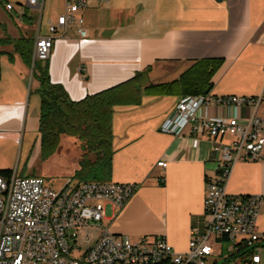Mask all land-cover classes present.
I'll return each mask as SVG.
<instances>
[{"label": "crops", "instance_id": "crops-1", "mask_svg": "<svg viewBox=\"0 0 264 264\" xmlns=\"http://www.w3.org/2000/svg\"><path fill=\"white\" fill-rule=\"evenodd\" d=\"M24 2L15 5L23 7L21 22L13 11L5 9L8 0L0 4V38L26 36L34 40L37 31L47 35L49 21L64 10L63 0L62 12L43 22L44 0L38 28V22L34 23L36 9L25 7ZM25 17L31 21L26 23ZM82 18L86 37L78 38L72 30L69 37L56 38L47 60L50 81L61 85L73 101L126 82L148 67L146 83H168L194 61L206 58L223 59L211 80L213 96L264 97V0H90ZM1 50L10 52L12 47ZM0 67V170L11 168L12 161L3 165L7 162L3 156L19 147L14 168L20 174L21 159L29 168L39 160L40 99L34 93L38 83L17 54L12 63L2 57ZM181 98L142 96L138 106L114 107L110 182L137 188L122 208L104 201L96 203L103 211L101 226L109 232L132 241L163 236L180 254L187 251L192 229L201 230L206 222V178L215 174L220 157L207 134L195 137L189 128L179 136L160 132ZM246 114L244 108L229 106L202 110L205 118H241ZM258 115L264 118V104ZM25 135L27 140L23 141ZM160 161L166 163L165 168L157 167ZM226 191L231 195H264V148L259 160L234 165ZM257 228L264 236V205ZM229 246L226 239L217 240L209 264H221L232 255ZM250 248L264 264V238ZM249 256L223 264H246Z\"/></svg>", "mask_w": 264, "mask_h": 264}, {"label": "built area", "instance_id": "built-area-1", "mask_svg": "<svg viewBox=\"0 0 264 264\" xmlns=\"http://www.w3.org/2000/svg\"><path fill=\"white\" fill-rule=\"evenodd\" d=\"M89 1L64 0L63 12L48 23V34L37 31L32 63L47 61L54 40L69 37L72 30L78 38L86 37L82 12ZM43 2L26 0L24 5L36 9L38 28ZM5 9L13 11L21 22L23 7L6 3ZM263 104V96L188 95L161 124L159 130L164 134L179 136L186 128L195 137L207 134L210 146L220 155L215 174L206 178V222L201 230L192 229L185 253H176L163 236L132 241L101 226L103 211L96 203L104 201L122 208L135 192V185L82 183L67 178L54 189L42 177H22L14 168L6 176L0 172V264H209L217 240H227L230 254L253 247L264 238L257 228L264 195H231L226 185L235 164L261 158L264 118L258 112ZM209 106L244 108L247 114L205 118L202 110ZM165 166L163 161L157 162V167ZM89 228L99 234L95 237ZM78 236L83 246L77 245ZM246 264H260L259 255L251 254Z\"/></svg>", "mask_w": 264, "mask_h": 264}, {"label": "trees", "instance_id": "trees-1", "mask_svg": "<svg viewBox=\"0 0 264 264\" xmlns=\"http://www.w3.org/2000/svg\"><path fill=\"white\" fill-rule=\"evenodd\" d=\"M3 3L4 0H0V4ZM30 21V17H25L26 23ZM33 44V38L26 36H20L17 39L7 36L0 38V60L5 56L12 63L14 54H17L21 61L31 69L32 78L38 83L34 91L40 99L38 158L45 161L54 155L59 149L62 138L73 139L78 142L81 156L77 163L78 168L71 178L82 183L111 181L114 154L112 146L114 107L138 106L142 96L207 95L213 88L212 77L223 63L221 58L196 60L177 79L162 84L146 83L150 71L148 67L126 82L87 95L79 101H73L61 85L50 81L47 61L32 63ZM8 46L12 47V51L1 50ZM0 172L6 176L11 169L0 170ZM251 251L252 248L245 246L225 258L221 264L238 257L249 256ZM159 264L171 263L161 262Z\"/></svg>", "mask_w": 264, "mask_h": 264}, {"label": "rangeland", "instance_id": "rangeland-1", "mask_svg": "<svg viewBox=\"0 0 264 264\" xmlns=\"http://www.w3.org/2000/svg\"><path fill=\"white\" fill-rule=\"evenodd\" d=\"M11 4H24V0H8ZM63 0H46L45 2V10L43 16V22L50 16H55L62 12ZM0 21L1 18H0ZM10 21V20H9ZM38 22V16L34 17L35 25ZM41 31L44 27H41ZM27 140V136H24L23 141ZM33 141V139H32ZM62 145V144H61ZM40 149V148H39ZM36 154H39L36 153ZM54 157H50L46 161L38 160L35 163H32L30 168L25 164V161L21 159L19 164L20 174L22 177H42L46 184L54 189H58L67 178H71L68 175L73 173V169L77 167V163L81 156V151L78 146V142H75L73 139L65 138L63 141V145L60 150L53 155ZM4 161H7L3 165H10V161H12V166L9 169H14L20 157V149L19 147H14V151L11 153L4 154ZM45 162V163H44ZM9 167V166H8ZM7 169V168H6ZM95 237L98 235V230L95 228H89L87 230ZM74 246V242H72ZM82 237L78 236L77 245H82ZM227 243H224L222 246L223 253L226 252ZM73 254H75L73 252Z\"/></svg>", "mask_w": 264, "mask_h": 264}, {"label": "water", "instance_id": "water-1", "mask_svg": "<svg viewBox=\"0 0 264 264\" xmlns=\"http://www.w3.org/2000/svg\"><path fill=\"white\" fill-rule=\"evenodd\" d=\"M216 2H221L222 0H215Z\"/></svg>", "mask_w": 264, "mask_h": 264}]
</instances>
